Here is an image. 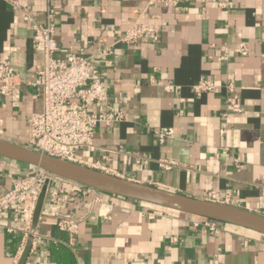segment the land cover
Instances as JSON below:
<instances>
[{"label":"crops","instance_id":"1","mask_svg":"<svg viewBox=\"0 0 264 264\" xmlns=\"http://www.w3.org/2000/svg\"><path fill=\"white\" fill-rule=\"evenodd\" d=\"M50 5L58 10L57 58L89 57L137 20L156 29L135 44L116 45L110 64L89 60L109 85V104L125 108L129 118L96 127L93 147L81 148L77 163L264 215V0H179L174 7L149 0H0V60L12 59L23 80L19 106L0 95V138L19 144L28 145L31 115L42 107L28 84L42 66L29 15L44 21ZM239 41L249 43L248 57L220 61L221 46ZM201 77L218 85L233 80L243 111L223 116V87L196 95L193 85ZM162 129L173 130L164 142ZM164 159L175 164L162 167ZM28 171L27 164L1 162L0 193L11 188L14 175ZM51 191L72 198L60 212L79 226L75 244L46 210L50 196L37 228L32 224L36 244L25 264H56L52 244L68 246L77 264H264L263 233L219 222L215 234L197 216L108 193L83 195L67 183ZM22 226L19 215H0V264L20 261Z\"/></svg>","mask_w":264,"mask_h":264},{"label":"built area","instance_id":"2","mask_svg":"<svg viewBox=\"0 0 264 264\" xmlns=\"http://www.w3.org/2000/svg\"><path fill=\"white\" fill-rule=\"evenodd\" d=\"M178 2L179 0H149V5L174 7ZM220 4L226 5L224 2ZM15 6L17 7V4ZM57 13L58 10L50 5L44 21H39L29 15L34 32L33 47L42 55V66L35 78L28 84L37 91L42 107L31 115L27 146L46 155L77 163V152L81 148L93 147L96 127L99 125L108 127L129 118V113L125 108L112 107L109 104V85L104 81L99 68L91 64L89 60L100 57L106 64H110L107 57L114 53L116 45L135 44L145 36L154 33L156 29L151 23L137 20L113 44L92 53L89 57L69 53L65 58H57L55 57V52L59 48L55 37ZM249 52L247 41H239L233 46L225 43L221 46L219 60L226 61L232 56L248 57ZM22 83L23 80L15 71L13 60L1 59L0 95L7 98L14 107L20 105ZM164 87L172 91L175 85L166 84ZM222 87L226 90V111L223 116L227 117L230 113H241L243 104L237 94L236 83L231 79H226L223 85H218L208 77H201L193 85V91L201 96L207 92H218ZM98 106H100L99 109ZM226 131V128L222 127L220 134L225 135ZM158 135L160 141L164 142L173 135V130L162 129L158 131ZM227 151V147L221 148L222 153H227ZM3 161L15 162L0 156V165ZM173 164L175 163L165 159L160 161V165L165 168H170ZM28 167L30 171L25 175H14L11 178V188L0 193V215L12 212L23 220L21 229L24 232V243L20 255L27 244L31 245V249L36 244V236L32 231V220L38 197L46 181L49 182L50 189L48 197L51 196V206L46 210L58 217L56 224L60 230L68 233L69 245L73 247L79 226L72 215L60 212L61 203L72 198L55 196L51 191L52 185L57 182L67 183L77 187L83 195L93 192L97 198H101L104 192L32 165ZM210 195L216 198L214 192ZM155 214L151 213L152 217ZM200 223L215 234L219 232V221L205 218L201 219Z\"/></svg>","mask_w":264,"mask_h":264},{"label":"water","instance_id":"3","mask_svg":"<svg viewBox=\"0 0 264 264\" xmlns=\"http://www.w3.org/2000/svg\"><path fill=\"white\" fill-rule=\"evenodd\" d=\"M0 156L38 167L104 193L135 199L201 218L231 223L264 234V215L241 207L192 197L150 184L132 181L83 164L52 157L27 145L2 138H0ZM49 192V182L46 181L34 210L33 229L37 228ZM30 250L31 245L28 244L18 264L26 263Z\"/></svg>","mask_w":264,"mask_h":264},{"label":"trees","instance_id":"4","mask_svg":"<svg viewBox=\"0 0 264 264\" xmlns=\"http://www.w3.org/2000/svg\"><path fill=\"white\" fill-rule=\"evenodd\" d=\"M201 219H205V218H201ZM51 255L56 264H77L73 251L66 245L52 244Z\"/></svg>","mask_w":264,"mask_h":264},{"label":"rangeland","instance_id":"5","mask_svg":"<svg viewBox=\"0 0 264 264\" xmlns=\"http://www.w3.org/2000/svg\"><path fill=\"white\" fill-rule=\"evenodd\" d=\"M169 209V208H168Z\"/></svg>","mask_w":264,"mask_h":264}]
</instances>
